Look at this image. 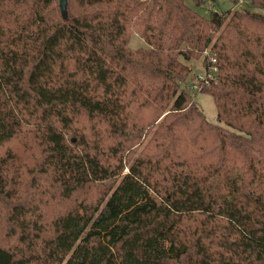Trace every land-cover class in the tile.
<instances>
[{"label": "trees", "instance_id": "16d2710c", "mask_svg": "<svg viewBox=\"0 0 264 264\" xmlns=\"http://www.w3.org/2000/svg\"><path fill=\"white\" fill-rule=\"evenodd\" d=\"M204 3L0 0V264H264V15Z\"/></svg>", "mask_w": 264, "mask_h": 264}, {"label": "rangeland", "instance_id": "374dc122", "mask_svg": "<svg viewBox=\"0 0 264 264\" xmlns=\"http://www.w3.org/2000/svg\"><path fill=\"white\" fill-rule=\"evenodd\" d=\"M237 7H246L254 12H258L264 15V7H256L252 5L248 0H205L204 5L198 10L201 14H207L208 10L210 9L226 11ZM129 46L131 48L143 47L145 46V42L137 33H132L129 40ZM190 65L192 66L193 73H203V68L200 65L199 61L192 60ZM7 67V62H3L0 64V78L2 79L3 83L7 81ZM192 91L195 90L193 89ZM193 94L195 97V101L202 110L206 120L211 123L223 125L222 122L217 119L215 105L213 103L211 95L197 91L193 92Z\"/></svg>", "mask_w": 264, "mask_h": 264}, {"label": "built area", "instance_id": "2783aa9c", "mask_svg": "<svg viewBox=\"0 0 264 264\" xmlns=\"http://www.w3.org/2000/svg\"><path fill=\"white\" fill-rule=\"evenodd\" d=\"M202 75L203 74H198L197 80H200L202 78ZM192 85H193V86H191L192 89L199 88L198 81L194 82Z\"/></svg>", "mask_w": 264, "mask_h": 264}, {"label": "water", "instance_id": "95a60500", "mask_svg": "<svg viewBox=\"0 0 264 264\" xmlns=\"http://www.w3.org/2000/svg\"><path fill=\"white\" fill-rule=\"evenodd\" d=\"M59 4L62 10H64L65 0H59Z\"/></svg>", "mask_w": 264, "mask_h": 264}]
</instances>
